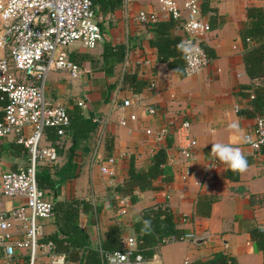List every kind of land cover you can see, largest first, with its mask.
<instances>
[{
  "label": "crops",
  "instance_id": "0c3cea01",
  "mask_svg": "<svg viewBox=\"0 0 264 264\" xmlns=\"http://www.w3.org/2000/svg\"><path fill=\"white\" fill-rule=\"evenodd\" d=\"M92 1L98 2L95 7L104 36L103 46L125 45L126 59L115 66L112 77H107L102 72V64L96 61L103 48L93 54L77 45L69 47V60L77 63L83 73L73 79L67 71H52L46 80L45 98L68 111L80 108L82 117L92 119L93 123L94 119L105 121L113 110L117 111L111 113L112 121L104 130L95 123L96 131L88 139L78 141L74 153L70 136L51 140L45 133L41 146L54 147L58 155L57 166H41L51 170L55 182V186L43 188L46 200L53 204L70 200L80 203V224L90 236L91 248H100L113 226L122 228V239L137 237L134 224L142 221L146 211L161 208L172 214L176 228L182 233L197 237L209 234L211 238L159 242L152 248L151 257L146 254L150 248L147 251L141 248L148 264H184L185 261L204 264L223 258L231 259L234 264H264V253L252 234L256 231L264 236L261 231L264 226V150L254 153L250 148L243 149L249 165L243 173L230 170L211 154L212 144L216 142L242 146L245 134L253 131L256 119L264 115L254 110L249 100L257 87H264V73L260 78H251L245 62L248 48L258 44L245 42L243 38L251 21L249 10L259 8L264 12V0L208 1L207 11L202 10L211 27L205 46L213 57L207 54L210 65L192 77L183 76L167 63L158 61L157 50L150 42L154 24L137 19L144 10L159 12L158 0ZM174 23L172 37L184 41L186 34L179 23ZM8 54V48L0 49L1 58ZM125 76L128 79L123 82ZM135 80L140 82L139 86ZM128 98L156 107L158 114L141 116L139 105L131 111L120 112L119 105ZM81 104H85V108ZM134 112L140 116L137 122L126 128L118 124L120 117ZM3 117V107H0V122ZM185 122L190 123L188 132L183 129ZM229 124L238 127L229 129ZM163 125L168 127L169 135L162 145H157L145 131L158 130ZM186 134L197 142L193 159L189 161L177 153L181 146L188 144L184 140ZM160 149L167 152L165 171L172 180L166 183L161 178L154 182L153 190L135 192L137 201L131 203L128 198V213L119 215L121 196L113 190L127 178L130 160L134 159L137 168H146ZM96 152L104 158L117 159L116 176L101 173L93 159ZM214 161L217 164L212 166ZM29 165L28 149L19 145L14 136L0 141V181L4 173L23 170ZM68 165L70 169L66 171ZM209 168L210 181L205 183ZM207 198L214 200L210 206ZM22 203L20 198L9 199L0 193V211H10ZM184 216L188 217L187 222L182 221ZM40 222L44 230L41 242L55 234L57 226L54 216ZM5 257L0 247V264ZM29 258L28 249H18L13 264H28ZM36 264H50V259L39 252ZM103 264H106L104 258Z\"/></svg>",
  "mask_w": 264,
  "mask_h": 264
},
{
  "label": "built area",
  "instance_id": "2783aa9c",
  "mask_svg": "<svg viewBox=\"0 0 264 264\" xmlns=\"http://www.w3.org/2000/svg\"><path fill=\"white\" fill-rule=\"evenodd\" d=\"M202 2L158 0L159 12L144 10L137 18L148 25L160 19H173L180 24L186 34L184 41L194 46L193 53L186 59V77L195 76L210 65L205 39L211 27L203 17ZM103 42L97 9L92 0H0V49H9L8 56L0 57V93L8 102L0 122V141L14 136L17 143L28 149L30 154L28 168L4 173L0 181V193L4 197L23 200L17 208L0 211V247L6 256L3 264H13L18 249L29 250L28 264H36L39 252L49 257L50 264H69L65 254L54 252L52 243L40 242L44 237L40 220L54 216V204L46 200L45 191L38 186V168H53L58 164L57 150L43 147L41 142L46 129H54L59 137H65L72 125L68 109L46 100L45 84L52 71H67L73 79L82 75L81 67L68 58L69 47L77 45L93 50ZM253 99L254 94H251L250 100ZM137 105L141 116L155 117L158 114L156 107L137 103L133 98L124 99L118 110L124 113ZM81 106L85 108V104ZM116 111L111 113L115 114ZM111 113L105 121L94 119V122L104 130L112 121ZM139 117V113H129L128 117H120L118 124L126 128L130 123L137 122ZM189 127L190 123L183 124L186 132ZM145 134L154 139L157 145H162L169 135V129L163 125L158 130L147 129ZM184 140L188 144L181 146L177 153L189 161L193 159L197 142L190 140L187 134ZM263 145L264 116H260L256 119L254 130L245 134L239 148L242 152L244 148H250L258 153ZM93 159L99 164L103 175L116 176L115 157L104 158L96 152ZM216 164L217 161H214L212 166ZM210 170H206L205 183L210 181ZM129 205V199L121 196L119 215L125 216ZM182 221L187 222L188 217H182ZM261 231L264 232V226ZM18 234L21 236L18 237ZM210 238L209 234L201 237L184 234L180 238H165L162 243L188 239L208 241ZM142 244L138 237H130L121 240L120 250L101 254L106 264H148L141 250ZM184 264L191 263L185 261Z\"/></svg>",
  "mask_w": 264,
  "mask_h": 264
},
{
  "label": "trees",
  "instance_id": "16d2710c",
  "mask_svg": "<svg viewBox=\"0 0 264 264\" xmlns=\"http://www.w3.org/2000/svg\"><path fill=\"white\" fill-rule=\"evenodd\" d=\"M202 10L207 11L206 6L209 0H203ZM98 4L97 1L93 2ZM249 19L251 20L249 26L244 31L243 38L245 42L253 41L257 43V47L249 49L245 55V62L248 64V74L251 78L256 79L262 77L264 73V12L259 8H252L249 10ZM175 28L173 19H160L153 26V37L150 42L153 48L157 50L158 61L167 63L171 69H179V73L185 75L186 59L184 55L177 50L176 45L182 42L179 38H173L171 31ZM103 48V53L96 57L103 67V74L107 77L114 75V68L117 64L122 63L126 59L127 47L125 45H117L110 47L99 44L96 51ZM207 54L212 58V51L205 46ZM123 82L128 79L125 76ZM138 86L139 81H134ZM142 83V82H141ZM141 85H145L142 83ZM138 94L139 91H134ZM254 99L249 100L252 108L258 112L264 113V87H257L254 91ZM8 104L7 100L0 94V107L4 108ZM72 119V126L68 129V136H70L73 146L71 152L76 151L78 141L88 139L91 133L95 132L97 125L93 123L92 119H85L81 115L80 108L69 111ZM264 116V115H262ZM49 139L55 140L58 137L54 129L48 128L45 132ZM264 150V145L261 150ZM167 152L160 149L152 157L150 164L146 168H137L134 159L129 162L127 170V178L116 185L113 192L122 197L130 199L131 203L137 201L135 192L153 190L154 182L158 179H163L164 182L169 183L172 179L166 176L165 167L167 165ZM70 163V161L68 162ZM71 164V163H70ZM69 165L66 166V171H69ZM38 186L43 189L45 187L55 186L52 179L51 170L48 168H38L37 173ZM209 206L213 203V198H207ZM80 203L77 200L57 201L54 204V217L57 226V232L47 239H43L41 243H52L56 253L65 254L69 264H103V257L101 252L112 253L121 249V240L123 230L120 226H113L106 234V239L101 244L100 248L95 249L90 246V236L85 228L80 224ZM142 221L134 224L135 233L140 241L143 242L141 248L149 257L153 255L152 248L165 238H180L184 235L181 230L176 228L173 221V216L165 209L158 208L156 210L146 211L143 214ZM150 221V226L145 228L144 221ZM259 249L264 253V236L258 234L256 231L252 232ZM46 241V242H45ZM145 253V252H144ZM204 264H234L231 259H216Z\"/></svg>",
  "mask_w": 264,
  "mask_h": 264
},
{
  "label": "clouds",
  "instance_id": "9594fccd",
  "mask_svg": "<svg viewBox=\"0 0 264 264\" xmlns=\"http://www.w3.org/2000/svg\"><path fill=\"white\" fill-rule=\"evenodd\" d=\"M177 50L180 51L185 59H188L194 51V46L189 41H182L176 45ZM175 71H179L176 69ZM229 129H236L238 126L236 124H229ZM250 139V138H246ZM211 154L217 157L221 162L227 165V167L234 171L243 173L248 168V161L246 156L243 154L239 147H234L231 144L216 142L212 144ZM150 226V221H144V227Z\"/></svg>",
  "mask_w": 264,
  "mask_h": 264
},
{
  "label": "rangeland",
  "instance_id": "374dc122",
  "mask_svg": "<svg viewBox=\"0 0 264 264\" xmlns=\"http://www.w3.org/2000/svg\"><path fill=\"white\" fill-rule=\"evenodd\" d=\"M71 47H75V46H71ZM41 221V220H40Z\"/></svg>",
  "mask_w": 264,
  "mask_h": 264
}]
</instances>
